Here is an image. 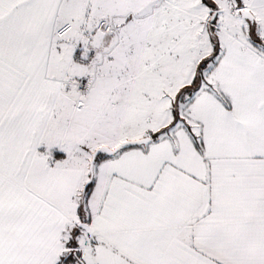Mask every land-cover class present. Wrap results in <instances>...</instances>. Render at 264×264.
<instances>
[{
  "label": "snow or ice",
  "instance_id": "obj_1",
  "mask_svg": "<svg viewBox=\"0 0 264 264\" xmlns=\"http://www.w3.org/2000/svg\"><path fill=\"white\" fill-rule=\"evenodd\" d=\"M0 264H264V0H0Z\"/></svg>",
  "mask_w": 264,
  "mask_h": 264
}]
</instances>
